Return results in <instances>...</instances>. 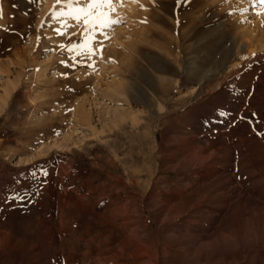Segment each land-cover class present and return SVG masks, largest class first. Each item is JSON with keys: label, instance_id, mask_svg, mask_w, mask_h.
<instances>
[{"label": "rangeland", "instance_id": "374dc122", "mask_svg": "<svg viewBox=\"0 0 264 264\" xmlns=\"http://www.w3.org/2000/svg\"><path fill=\"white\" fill-rule=\"evenodd\" d=\"M88 2L0 0V264H264V4L114 0L65 67Z\"/></svg>", "mask_w": 264, "mask_h": 264}, {"label": "snow or ice", "instance_id": "6c2138e0", "mask_svg": "<svg viewBox=\"0 0 264 264\" xmlns=\"http://www.w3.org/2000/svg\"><path fill=\"white\" fill-rule=\"evenodd\" d=\"M116 2L120 3L121 0H116ZM260 2L264 4V0H260ZM57 3H59V0H57ZM176 3H181V0H176ZM141 7H143V5H141ZM78 11L83 14V21L85 25L84 33L80 38L81 42L59 44L58 48L61 50L67 49L68 52H76L77 56H84L85 59L78 60L76 57H73L71 64L62 59L60 60V64L65 67H75L76 64L79 63L81 65L86 64L88 67H95L94 62L90 58L98 54L102 55V50L105 47L104 40L108 39V35L104 30L112 25L121 23V20L114 18L113 16V13L116 12L114 0H89L87 8L85 9L82 7L78 9ZM76 19L80 20L81 16L77 15ZM97 31L100 32L103 40H96ZM58 34L63 35V33L59 32ZM93 41H96V44H94ZM62 75L67 78V73H62ZM77 79L79 78L77 77ZM220 115L225 116L226 113L221 111Z\"/></svg>", "mask_w": 264, "mask_h": 264}, {"label": "bare ground", "instance_id": "6f19581e", "mask_svg": "<svg viewBox=\"0 0 264 264\" xmlns=\"http://www.w3.org/2000/svg\"><path fill=\"white\" fill-rule=\"evenodd\" d=\"M10 25H11V24H10ZM11 26H12V25H11ZM245 44H248L247 41L244 42V46H245ZM249 46H250V45H249Z\"/></svg>", "mask_w": 264, "mask_h": 264}]
</instances>
